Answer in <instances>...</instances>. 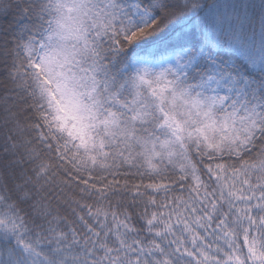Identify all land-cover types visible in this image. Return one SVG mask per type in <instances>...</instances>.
<instances>
[{"label": "snow or ice", "instance_id": "obj_1", "mask_svg": "<svg viewBox=\"0 0 264 264\" xmlns=\"http://www.w3.org/2000/svg\"><path fill=\"white\" fill-rule=\"evenodd\" d=\"M0 20V264H264V0Z\"/></svg>", "mask_w": 264, "mask_h": 264}, {"label": "trees", "instance_id": "obj_2", "mask_svg": "<svg viewBox=\"0 0 264 264\" xmlns=\"http://www.w3.org/2000/svg\"><path fill=\"white\" fill-rule=\"evenodd\" d=\"M0 23H6V21H4V20H0Z\"/></svg>", "mask_w": 264, "mask_h": 264}]
</instances>
